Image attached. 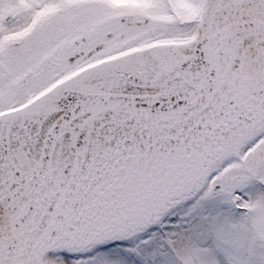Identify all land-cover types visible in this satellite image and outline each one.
Returning <instances> with one entry per match:
<instances>
[{
	"label": "snow or ice",
	"instance_id": "obj_1",
	"mask_svg": "<svg viewBox=\"0 0 264 264\" xmlns=\"http://www.w3.org/2000/svg\"><path fill=\"white\" fill-rule=\"evenodd\" d=\"M0 264H264V0H0Z\"/></svg>",
	"mask_w": 264,
	"mask_h": 264
}]
</instances>
